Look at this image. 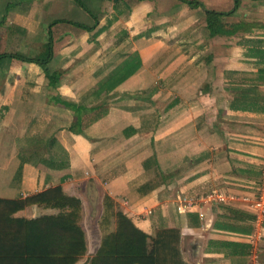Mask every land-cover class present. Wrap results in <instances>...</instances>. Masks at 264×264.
Instances as JSON below:
<instances>
[{"label":"crops","instance_id":"1","mask_svg":"<svg viewBox=\"0 0 264 264\" xmlns=\"http://www.w3.org/2000/svg\"><path fill=\"white\" fill-rule=\"evenodd\" d=\"M189 1L207 3V10L216 12H226L224 5L232 10L234 5V0ZM238 1L234 14L221 18V33L207 43L203 81L194 80V68L190 75L177 76L166 90L148 91L144 84H150L152 75L164 72L170 78L179 64L190 68L194 58L185 57L173 66L169 57H163L157 65L164 45L156 41L153 49H147L149 40L144 37L207 31L201 7H188L179 0H0V55L37 56L50 31L54 56L49 68L64 73L52 88L36 65L1 59L0 67L6 64L0 72V199L25 198L60 185L65 194L80 199L83 216L87 211L91 218L97 214L93 223L98 228L106 194L147 235L160 228L179 229L181 253L188 264H264V222L261 238L252 240L253 210L242 199L255 194L264 161V81L258 79V71L264 69V0ZM93 19L92 24L86 22ZM116 34L143 37L140 51L135 48L124 59H138L139 68L107 97L114 104L105 118L106 129L99 130L105 120L100 119L82 135L68 132L70 110L59 101L77 104L83 92L101 82L96 44ZM95 36V42L92 38L89 43V37ZM78 59L79 64L72 66ZM174 60H179L177 52ZM138 77L140 82H134ZM198 84L204 86L197 92ZM190 89L200 96L193 97V103L184 102ZM244 98L255 99L257 110L230 108ZM196 105L203 112L207 106V176L198 175L201 168L187 185L192 187L163 184L137 198L129 183L145 173V161L152 166L150 151L154 149L158 166L163 158L177 160L179 149L188 147L184 142L190 139L181 133L194 129L187 116ZM52 146L59 149V159L51 158L52 153L58 154L51 151ZM43 159L55 166L44 165ZM201 182L207 187L198 192L193 186ZM215 186L237 199L208 208L205 221L196 211L176 212L177 190L189 193L193 189L189 194L200 195ZM27 208L15 216L31 219L20 216Z\"/></svg>","mask_w":264,"mask_h":264},{"label":"trees","instance_id":"2","mask_svg":"<svg viewBox=\"0 0 264 264\" xmlns=\"http://www.w3.org/2000/svg\"><path fill=\"white\" fill-rule=\"evenodd\" d=\"M179 1L193 7L204 8L198 1ZM233 4V9L229 12L204 9L209 38L221 33V18L233 15L239 6V1L234 0ZM76 26L86 28L79 24ZM53 44L54 41L49 31L43 51L37 56L1 54L0 60L6 56L21 64H34L39 67L50 87L56 88L64 73L49 68L54 56ZM139 65L138 59L137 61L127 59L111 71L90 93L94 98L93 101L97 102L95 105L86 106L85 101L77 104L59 101L64 108L74 114L73 121L68 127L69 132L77 135L83 134L84 118L82 115L84 113L88 118L86 126L104 116V99L118 85L133 75ZM258 79L264 81V69L258 71ZM255 102V99L252 102L244 98L241 102L234 101L230 108L257 110L258 103L255 104ZM99 110H103L102 113L96 114ZM261 110L264 111V105ZM88 113L92 114V117ZM129 132L135 131L130 129ZM125 134L128 135L126 131ZM41 162L47 166L54 165L53 161L49 162L46 159ZM21 167L22 164L19 171ZM155 168L157 169V164ZM143 169L145 172L148 171L150 162L145 161ZM166 180L165 175L155 170L153 177L142 182L134 181L131 192L137 198L142 199L160 188ZM187 185L189 183L180 187L184 189V187H189ZM32 206L55 212L31 219L15 216L16 213ZM82 219L83 209L80 199L65 194L60 185L25 198L0 199V264H76L87 253ZM98 228L100 231L99 248L94 255L86 259L84 264H188L181 253L179 229L160 228L153 236L147 235L138 229L121 211L117 202L106 194L102 201V214L98 220Z\"/></svg>","mask_w":264,"mask_h":264},{"label":"rangeland","instance_id":"3","mask_svg":"<svg viewBox=\"0 0 264 264\" xmlns=\"http://www.w3.org/2000/svg\"><path fill=\"white\" fill-rule=\"evenodd\" d=\"M78 1V0H77ZM80 3V1H79ZM200 3V2H199ZM203 5V9L207 10V3H202ZM188 7H193L190 5H187ZM200 6H196L195 8H199ZM224 10H226V12H229L230 9H228L226 7V5H224L223 7ZM248 11V9H246ZM190 12V11H189ZM253 12V11H250ZM58 16V15H55ZM253 17V16H252ZM254 19L255 16H254ZM205 20V19H204ZM89 24L94 23V19L90 20L89 22L86 21ZM93 26V25H92ZM200 28V23L198 22L197 26ZM79 31V30H78ZM197 34L195 35H160V36H149V37H144L145 39L147 38L149 40V45L147 47V49H153V45L157 44L156 41H160L161 43H163L164 46H162V49H165V51L163 50V52H161V60L160 62L156 63L157 65L160 64L162 62L163 57L167 58L169 57V63H171L173 66L180 60H183V58L188 57V58H194L193 64L191 65V67H184L182 64H179L178 68L174 67L176 70H174V73L172 75L169 76L165 75L164 72L162 73H158L156 75H152L151 77L153 78L150 82V84H144V86H148V91L151 90V88L160 90V91H164L166 90V88H168V86H170L172 83H174L177 80V76H185V75H190V71L189 70H194L195 68V81H197L198 83H200V81L204 80V75L207 74V43H209L208 41L211 40V38L208 37L207 35V31L205 29H198L196 30ZM176 32V31H175ZM174 32V33H175ZM76 36H70V38H75ZM92 38L94 39V37H89V43L92 42ZM140 38L143 37H139V36H123L121 34H116L115 36H108V37H104V39L98 42V44H96V46L100 47V52H99V57H100V76L101 78H105L111 71H113L117 65H119L120 62H122L125 59V56L130 53L129 51H133V49H135V52H139L140 51ZM96 39V38H95ZM95 39L93 40L95 42ZM146 48V47H145ZM43 51V49H41V51L38 50V52L36 53L37 55L40 54ZM176 52H177V56L179 60H174L175 56H176ZM8 56L10 55H18V53L15 54H8ZM32 55V54H31ZM31 55H24V56H30ZM185 58V59H188ZM6 59V56L5 58ZM8 59V58H7ZM12 59V58H11ZM9 60V59H8ZM1 61V60H0ZM11 61V60H10ZM10 61L8 64H10ZM75 61V62H74ZM72 66H75L76 64H79L78 62L80 61L78 60H74ZM72 63V62H71ZM6 63L3 62L2 66L0 67V72L4 71V65ZM172 67V66H170ZM72 71V69L70 68V72ZM107 74V75H106ZM173 76V77H172ZM101 79V81L103 80ZM134 82H140L139 81V77L136 78V80ZM100 83V82H99ZM99 83L94 84L93 86L90 87V89H88L86 92H83V94L81 95V99H79V102L85 101V105L89 106V105H95L97 102L93 101V97L90 95L91 91H93L96 87H98ZM88 86L87 83L84 84V88H86ZM203 84H198L196 91H201L203 89ZM139 87V85H138ZM85 91V90H84ZM197 92H194V89H190L186 94L189 95L187 98V103H193L194 100L192 99L194 98H199L200 96L197 94ZM171 100V99H170ZM168 100L164 101L163 103L166 104ZM198 101V100H195ZM95 102V103H94ZM121 102V101H119ZM104 103H105V114L104 116H102L100 119H105L107 114H108V110L111 108V106L114 104L113 101H111V97L109 98H105L104 99ZM196 103V102H195ZM204 102H202L203 104ZM194 106V105H193ZM192 106V107H193ZM198 106L196 105L195 108L191 109V113H189V115L187 116V121L189 127H194V129H191L192 131H185L182 132L181 135L188 137L190 140H192L193 137H195V140L192 142H189L190 140H188L187 142H184L185 144H188L187 148H183V149H179V156L176 157L177 160L175 159H167V158H163L160 159V162L158 163L157 169L155 168V162L156 161V154L154 153V149H152L150 151L149 154L150 155V161L152 162V166H150V169L145 172L143 175H141L139 178L133 180L132 182H128L129 185L133 184V182H142L146 179H149L151 177L154 176L155 174V170H158L159 172H161L163 175H165V177H167V180L165 182L166 185L171 186L170 188H178V186H183L187 183H189L192 181L193 179V173L194 172H198V169L203 168L202 171L198 172V175L201 173L202 176L206 175L207 176V106L204 105V112L200 109L197 108ZM103 110H99L97 113H102ZM89 114V113H88ZM83 116V129H87L89 127H92L93 124H95L97 121L92 122L91 124H89L88 126H86V122L88 120L86 114L84 113ZM89 116L92 117V114H89ZM169 117V116H168ZM167 117V118H168ZM74 118V114L73 112L69 111V116H68V121H73ZM99 119V120H100ZM70 122L68 123L67 127V131L68 127L70 125ZM108 126V122L105 120L101 121L100 125H99V130H102L104 127L106 129V127ZM83 130V131H84ZM194 130V131H193ZM104 131H100V134L103 135ZM99 133V132H98ZM169 131H164L165 136H170ZM96 134V133H95ZM105 137V135L103 136ZM186 138V139H188ZM189 142V143H188ZM45 143V142H44ZM48 143V142H47ZM46 145V144H45ZM49 146V144H48ZM46 145V147H48ZM152 147H153V143H152ZM50 149V148H49ZM55 151L59 154V149L57 147H53L51 151ZM54 154L52 153L51 158L53 159L54 157L59 159L60 158V154ZM47 157V156H46ZM199 157H202L199 159ZM38 158V157H37ZM35 158V159H37ZM49 158V157H47ZM39 160V159H37ZM47 160V159H46ZM154 163V165H153ZM61 183H63L61 181ZM197 185V186H195ZM193 187H196V190L198 192H201V190H205V188L207 187V184L201 182L199 184H195ZM132 185L129 186V190L131 189ZM192 187V186H189ZM185 188V187H184ZM179 191V190H177ZM189 193H194V190H187ZM3 194V192H0V195ZM85 210L87 209V206H84ZM26 212H24V214H20V216H26L28 218H34V217H38L41 215H45V214H50V213H54L55 211H47L45 209L42 208H32L29 209ZM83 209V208H82ZM197 213V212H196ZM148 214V213H147ZM97 218V214L93 215L92 218L89 215V212L87 211V214H84L83 219H82V225L84 227L85 230V234H86V242H87V246H88V253L85 254V256L76 264H84L86 263V258L88 256H92L94 254V252H96V250L99 247V241H100V232L98 231V228L94 225L93 220Z\"/></svg>","mask_w":264,"mask_h":264},{"label":"built area","instance_id":"4","mask_svg":"<svg viewBox=\"0 0 264 264\" xmlns=\"http://www.w3.org/2000/svg\"><path fill=\"white\" fill-rule=\"evenodd\" d=\"M253 197H243L253 210V226L256 232L252 234V240L261 238V230L264 222V161L261 164V171ZM237 199L235 195L228 193L224 188L215 186L202 194H189L185 191H176L174 194V206L178 214H187L196 211L199 219L203 221L207 209L214 205H225ZM148 214L151 212L148 211Z\"/></svg>","mask_w":264,"mask_h":264},{"label":"water","instance_id":"5","mask_svg":"<svg viewBox=\"0 0 264 264\" xmlns=\"http://www.w3.org/2000/svg\"><path fill=\"white\" fill-rule=\"evenodd\" d=\"M206 219V218H205ZM205 219L203 221H205Z\"/></svg>","mask_w":264,"mask_h":264}]
</instances>
